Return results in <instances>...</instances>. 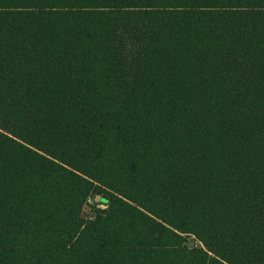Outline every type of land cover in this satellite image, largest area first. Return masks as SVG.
Wrapping results in <instances>:
<instances>
[{"label":"trees","instance_id":"1","mask_svg":"<svg viewBox=\"0 0 264 264\" xmlns=\"http://www.w3.org/2000/svg\"><path fill=\"white\" fill-rule=\"evenodd\" d=\"M0 264H264V0H0Z\"/></svg>","mask_w":264,"mask_h":264},{"label":"rangeland","instance_id":"2","mask_svg":"<svg viewBox=\"0 0 264 264\" xmlns=\"http://www.w3.org/2000/svg\"><path fill=\"white\" fill-rule=\"evenodd\" d=\"M99 200L98 198H94V199H90L88 204L84 207V210H83V215H89V212H91L90 210V204H94L95 202L97 203ZM188 246H193V245H197V242H194L191 238L187 239V242H186Z\"/></svg>","mask_w":264,"mask_h":264}]
</instances>
